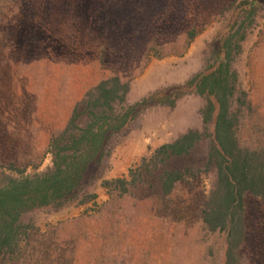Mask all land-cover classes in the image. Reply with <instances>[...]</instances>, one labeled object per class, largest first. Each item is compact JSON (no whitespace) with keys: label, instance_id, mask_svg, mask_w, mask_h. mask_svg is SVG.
I'll use <instances>...</instances> for the list:
<instances>
[{"label":"rangeland","instance_id":"obj_1","mask_svg":"<svg viewBox=\"0 0 264 264\" xmlns=\"http://www.w3.org/2000/svg\"><path fill=\"white\" fill-rule=\"evenodd\" d=\"M219 1L236 0H211L214 4L205 10L219 11ZM244 1L252 0H237L230 10H236ZM138 2L140 0L9 2L7 20L0 24L1 172L16 176L6 168L8 164L18 163L23 167L32 161L40 164V168L35 171L28 167V175L52 168L48 128H64L73 108L98 77L101 47L106 45L109 50L113 45V40L102 32L115 29L116 35L120 33L115 28L114 18L100 22L99 17L111 10H117L118 15H130L141 9L135 6ZM146 10L157 12L159 8ZM230 13L211 23L184 57L153 59L144 73L132 81L128 103L133 105L160 91L184 85L202 72L208 46ZM121 58L109 61L108 57L106 63L109 68L117 67L124 64ZM239 72L244 90L252 91L255 103L263 105L264 12L259 26L244 44ZM205 104V99L191 95L174 109L157 107L143 113L119 138L112 156L91 172L98 177L91 187L97 195L90 203L96 208L95 213L88 215L87 208L80 209L85 205L62 213L39 211L27 215L24 222L33 224L36 230L29 242L23 243L24 251H49V241L58 240L59 244H53L61 251H76V264L96 263L99 256L106 253L110 254L108 264L115 261V255L118 258L128 255L132 259L129 264H224L225 237L209 233L200 219L202 204L215 183L214 175L190 181V188H180L168 202L173 211L169 214L160 200L157 178H147L134 196L119 200L115 209V213L119 211L121 215L119 218L105 216V209L113 205V198L103 183L128 177L129 171L136 169L143 159L150 158L158 148L173 143L187 131H202L201 111ZM204 148L196 151L193 163L204 162ZM174 164L178 166L177 162ZM247 209L245 251L263 264L264 202L248 199ZM71 237L76 239V246L70 241ZM59 264L74 263L66 257L59 260Z\"/></svg>","mask_w":264,"mask_h":264},{"label":"trees","instance_id":"obj_2","mask_svg":"<svg viewBox=\"0 0 264 264\" xmlns=\"http://www.w3.org/2000/svg\"><path fill=\"white\" fill-rule=\"evenodd\" d=\"M14 1L0 0V24L7 20L6 8ZM236 1H219L221 9L209 11L205 9L214 4L211 0H140L135 6L141 9L130 15L115 14L117 10L102 13L98 21L114 18L120 33L116 35L115 29L102 32L113 40V45L109 50L106 45L101 47L98 77L75 105L64 128H48L52 168L28 175V167L35 171L40 168L32 161L23 167L8 164L6 168L16 176L0 171V264H59L66 257L76 264V251H61L53 244H59L58 240L49 241V251H24L23 243L29 242L36 230L24 218L39 211L62 213L94 202L97 195L91 187L98 177L91 172L112 156L119 138L147 110L174 109L191 95L206 101L201 111L203 130H189L173 143L161 146L131 169L128 177L104 182L102 186L113 198L105 216L119 218V211L115 213L119 200L134 196L147 178H157L160 200L169 214L173 211L168 202L180 188H190V181L214 175L213 189L200 212L204 228L225 237L224 264H259L256 256L245 251V242L247 201L264 202V104H256L254 93L244 90L239 65L244 44L259 26L264 0L244 1L236 10H230ZM155 6L157 12L146 10ZM228 12L208 46L202 72L184 85L133 105L128 103L132 81L153 59L184 57L200 34ZM120 56L124 64L109 68L107 58L113 61ZM203 147L206 158L197 165L192 158ZM70 241L77 245L74 237ZM114 258L111 264L132 261L128 255ZM109 261L110 254L106 253L96 263L87 264Z\"/></svg>","mask_w":264,"mask_h":264},{"label":"built area","instance_id":"obj_3","mask_svg":"<svg viewBox=\"0 0 264 264\" xmlns=\"http://www.w3.org/2000/svg\"><path fill=\"white\" fill-rule=\"evenodd\" d=\"M89 210V215H93L95 213L96 208H94L93 206H90L89 208H87Z\"/></svg>","mask_w":264,"mask_h":264},{"label":"crops","instance_id":"obj_4","mask_svg":"<svg viewBox=\"0 0 264 264\" xmlns=\"http://www.w3.org/2000/svg\"><path fill=\"white\" fill-rule=\"evenodd\" d=\"M92 204V203H91ZM91 204H89V205H87V206H85V207H81L80 209H82V208H89L90 206H91Z\"/></svg>","mask_w":264,"mask_h":264}]
</instances>
